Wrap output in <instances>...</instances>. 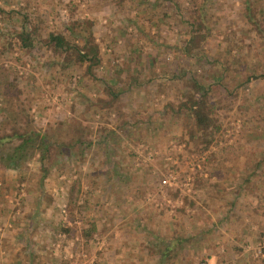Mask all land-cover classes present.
I'll use <instances>...</instances> for the list:
<instances>
[{
  "label": "rangeland",
  "instance_id": "obj_1",
  "mask_svg": "<svg viewBox=\"0 0 264 264\" xmlns=\"http://www.w3.org/2000/svg\"><path fill=\"white\" fill-rule=\"evenodd\" d=\"M118 2L0 0V90L9 87L1 100L13 115L22 104L50 143L43 167L39 153L18 170L0 165V264H264V40L245 0ZM25 4L41 46L19 51L7 42H16L9 34L19 33L22 14L14 25L6 15ZM194 13L209 30L199 64L174 49ZM71 25L89 27L98 45L92 76L43 47L49 33L81 46ZM140 59L142 85L114 75ZM179 64L185 76L170 78ZM221 68L208 95L218 131L201 152L200 138H187L193 120L175 110L190 78L208 86V71ZM111 78L122 91L113 107L100 82ZM174 239L182 241L162 260Z\"/></svg>",
  "mask_w": 264,
  "mask_h": 264
},
{
  "label": "trees",
  "instance_id": "obj_2",
  "mask_svg": "<svg viewBox=\"0 0 264 264\" xmlns=\"http://www.w3.org/2000/svg\"><path fill=\"white\" fill-rule=\"evenodd\" d=\"M121 1L122 0H119L118 3ZM168 1L173 2V0ZM244 6L245 16L247 18L248 24L251 26L253 31L257 35H260L262 40H264V9L262 8L258 10L252 0H245ZM29 7H31L29 4H25V7H20L21 12L10 10L6 15V20L8 22L7 24L14 25V23H17L16 19L18 16L22 14L20 24H18V29H20L19 33L9 34V36H13L12 38L14 39L16 37V42L13 44L11 37L7 42L9 47L13 46L19 51L31 50L34 47L38 48L37 46H41L40 37L37 34L39 24L29 17ZM1 12L2 11L0 8V13ZM11 16L12 18H9ZM187 25L188 29L185 40L179 46H174L176 51L175 57L177 59H191L194 61V63L199 64L205 58L203 45L209 35V30L206 28L205 22L199 13H194L193 17L187 21ZM66 28L69 32V35L72 36L73 39L81 41V46H78L77 43L75 44L74 41L70 44L68 39H66L61 34L49 33L45 43H43V47L50 48L56 55H63V58L67 62L69 61V57L72 59H78L80 64H86V72L92 76V68L100 63V54L98 45L94 41L91 30L89 27H84L83 30L80 31L74 30L73 25L67 26ZM155 43L157 46H160L158 41H155ZM72 49L73 54L70 56L67 55L68 51ZM155 58L157 57L153 55L151 59L155 61ZM134 63H132V66H130L126 71L124 69H117L114 72V75L120 76L121 74L125 73L129 79L128 84L132 82L142 85L143 82L141 83L140 81L146 79L143 78L144 74L141 73L142 66L144 65L143 61L140 59ZM190 64L191 63L189 62L188 66H190ZM146 65L150 69L152 66V61H148ZM179 66L180 67H178L175 72L170 74V78L178 80L185 76L188 66L183 64H179ZM224 71L225 70L221 68L220 74L213 73L212 75L210 71H208V77L211 79L208 86L198 84L193 78H190L192 80L190 92L186 94L184 102L179 104L175 110L176 112H181L182 110L185 111L186 114L193 120V125L188 131L187 138L188 141L193 138H200V145H204V148L200 150L201 152L207 150L208 146L213 141V134L218 131V127H214L212 124V111L210 110L211 103L209 102L208 95L210 94L213 87L220 85ZM161 77L163 76H157L156 78H153V81ZM100 82L101 91L103 90L108 99L106 104L109 107H113V103L119 100V97L122 94L121 90L119 92L114 88L117 81L114 78H111L108 81L101 80ZM8 90V85H4L3 89L0 90V113L7 112L8 115H11L5 116L6 120L4 124L0 125V165L6 171L18 170L25 161H28V159L33 157L35 153H39L38 160L43 167L45 163L44 161L47 158L50 150L48 137L46 134H40L34 129L32 120L22 104H20V106L17 108L19 113L13 115L11 106L5 100H1L3 94L5 95ZM16 95L20 96L19 91H17ZM16 100H18V97ZM2 119L4 118L2 117ZM195 131H198L200 135H196ZM78 142H82L80 137L75 138L72 142H68V145L70 144L72 146ZM102 147L105 148L104 151L108 150L104 144H102ZM42 171L43 174L41 177L43 180L46 177L47 172L45 168H42ZM66 232H68V230H66ZM178 241L182 240L174 239L165 244L163 250L160 251L162 260L170 257V253L174 248L177 247ZM156 251L157 253L159 252V250H155L154 253H156Z\"/></svg>",
  "mask_w": 264,
  "mask_h": 264
},
{
  "label": "crops",
  "instance_id": "obj_3",
  "mask_svg": "<svg viewBox=\"0 0 264 264\" xmlns=\"http://www.w3.org/2000/svg\"><path fill=\"white\" fill-rule=\"evenodd\" d=\"M3 235H4L5 237H9V236L7 235V233H6V234H5V233H4V234H2V236H3ZM10 243H11V242H10ZM0 252H2V253H3V249H2V248H0Z\"/></svg>",
  "mask_w": 264,
  "mask_h": 264
},
{
  "label": "built area",
  "instance_id": "obj_4",
  "mask_svg": "<svg viewBox=\"0 0 264 264\" xmlns=\"http://www.w3.org/2000/svg\"><path fill=\"white\" fill-rule=\"evenodd\" d=\"M163 183H165V181Z\"/></svg>",
  "mask_w": 264,
  "mask_h": 264
}]
</instances>
